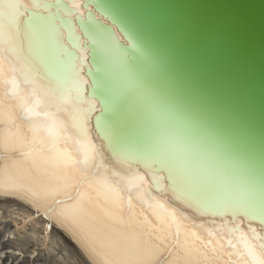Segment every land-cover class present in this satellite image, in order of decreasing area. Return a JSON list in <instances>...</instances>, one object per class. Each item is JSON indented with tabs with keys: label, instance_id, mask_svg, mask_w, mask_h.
<instances>
[{
	"label": "bare ground",
	"instance_id": "6f19581e",
	"mask_svg": "<svg viewBox=\"0 0 264 264\" xmlns=\"http://www.w3.org/2000/svg\"><path fill=\"white\" fill-rule=\"evenodd\" d=\"M64 1L54 11L53 4L49 3V9L41 8L35 26L29 30L22 28L16 39L19 57L28 65L30 73L38 76L40 84L54 88L69 83L75 72L87 80L83 73L86 53L81 36L77 34L73 15L64 12L66 8L71 9L72 0ZM78 2L81 5V0ZM73 11L83 13V8ZM76 36L79 44L67 47ZM4 47L8 56L9 44L6 42ZM10 58L15 62L16 57ZM0 75H8L2 60ZM17 79L21 95L30 100L31 85L23 82L19 69ZM85 85H80L81 93L85 101H94L95 110L97 105L86 93ZM8 87L0 83V264H143L144 261L148 264H205L206 261L230 264V260L237 259L227 255L230 248L219 247L224 241L217 229L222 221L231 222L233 217L231 214L220 216L206 206L216 201L249 203L240 191L211 172L200 159L191 158L183 145L171 139L160 140L143 152L114 150L112 142L96 131L94 110L88 111L86 102L79 105L85 110L83 117L71 103L61 105L59 112L49 109L68 126L71 137L52 140L43 131L37 134L30 127L43 118L27 121L21 118L16 98L5 95ZM74 116L76 124L84 128L88 140L95 145L97 154L91 174L116 184L118 178L143 173L151 185L145 199L163 204L174 214L175 223L163 213H160L163 220L158 219L157 212L136 198L137 189L125 190L123 180L117 185L123 198L120 207L105 199V189L97 184L89 188L91 179L77 183L81 181V165L70 164L66 159L71 156L83 160L80 145L76 143L80 136L73 127ZM58 153L65 155L58 157ZM147 158L156 162L155 174L159 179L155 181L144 164ZM84 192L89 193L87 201L81 199ZM129 195L131 209L127 204ZM236 219L245 232L251 224L264 234V228L257 221L244 215ZM177 225L181 232L179 244L175 241ZM207 229L212 231L211 236ZM212 247L217 251L213 252Z\"/></svg>",
	"mask_w": 264,
	"mask_h": 264
},
{
	"label": "water",
	"instance_id": "95a60500",
	"mask_svg": "<svg viewBox=\"0 0 264 264\" xmlns=\"http://www.w3.org/2000/svg\"><path fill=\"white\" fill-rule=\"evenodd\" d=\"M81 6L83 15H72L98 134L114 150L134 152L172 139L258 209L264 0H81Z\"/></svg>",
	"mask_w": 264,
	"mask_h": 264
},
{
	"label": "snow or ice",
	"instance_id": "6c2138e0",
	"mask_svg": "<svg viewBox=\"0 0 264 264\" xmlns=\"http://www.w3.org/2000/svg\"><path fill=\"white\" fill-rule=\"evenodd\" d=\"M62 2L63 0H56V4H53L52 7H56L57 4ZM80 7L81 5L78 0H72L71 9H79ZM41 8L45 10L49 9L47 0H0V60L7 66L8 72V75H0V83L10 85L6 89L5 95H11L16 98V107L22 119L27 121L32 118H43L42 122L30 125L34 133L38 134L43 131L46 134V138H51L52 140L61 137L71 139L67 132L68 126L64 121L57 118L55 112L49 109L55 108L56 112H59L61 105L71 103L75 107V110L83 117L85 110L80 108L79 105L86 102L89 105L88 111L94 110V101L90 99L85 101L81 93L80 85L82 83L86 84L87 80L81 77L79 72H75L72 74V79L69 83L55 88L52 86H44L38 82L39 78L37 75L30 73L28 65L21 60L18 53L16 39L19 37L22 28L29 30L35 26L36 21L40 19L38 12ZM71 9H64L65 15L74 14L71 12ZM80 15H83V13H80ZM89 27L90 25H85V29ZM68 28L69 31H72L70 23H68ZM6 42L9 44V49L7 50L9 53L8 56H5L6 49L4 45ZM78 44L79 37L76 36L74 41L67 45V47H76ZM12 56L16 57L15 62L10 58ZM18 69L20 75L24 77L23 82L31 85L30 100L28 96L21 95L20 81L17 79ZM82 124L83 119H81ZM73 127L77 128V133L80 136V139L76 140V143L80 145L79 150L83 153V160H76L71 156H67L66 159L70 164L81 165L79 168L81 181L77 183L91 179V182L88 184L89 188H92L93 184H97L99 187L105 189V199H110L114 205L120 207L123 203V198L119 194L117 185L123 180L125 190L131 192L133 188L137 189L136 198L142 200L154 212H157L158 219L163 220V216L160 215V213H163L171 217L173 223H175L174 214L170 210L165 209L163 204L155 200L149 203V200L145 199L146 194L151 189V185L145 179L143 173L134 172L131 176L118 178L116 184H110L106 179L100 180L95 175H92L91 169L94 166L92 162L95 161L97 154L95 145L91 144L88 140L84 128L76 124L75 116L73 117ZM62 155L65 154L58 153V157ZM155 163V160L151 158L144 160L145 166L150 169L149 176L154 181L159 179L155 174L157 170ZM159 170L161 172L163 171L162 168ZM131 198V195L127 198L129 209L132 208ZM81 199L87 201L89 199V193H81ZM206 207H210L213 212L218 213L220 216L231 214L233 217L231 222L222 221L217 225V229L220 232V239L224 241L223 244H219V247L222 249L227 246L231 249L227 253L229 258L232 256L237 257L234 261L230 260V264H264V234L256 231L251 224H249L248 232H245L240 227V221L236 219L239 215H244L252 220H258L261 227L264 228V198H262L258 209L252 205L235 204L231 201H216ZM168 227H171V225ZM207 231L210 236L213 234L210 229H207ZM180 235V228L177 225L175 232V241L177 244L180 243ZM186 243L187 241H185ZM258 249L259 251H257ZM211 250L216 252L217 248L212 247ZM144 252L147 254V249ZM143 264H148V262L144 261ZM205 264H211V262L206 261Z\"/></svg>",
	"mask_w": 264,
	"mask_h": 264
}]
</instances>
